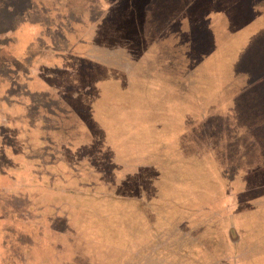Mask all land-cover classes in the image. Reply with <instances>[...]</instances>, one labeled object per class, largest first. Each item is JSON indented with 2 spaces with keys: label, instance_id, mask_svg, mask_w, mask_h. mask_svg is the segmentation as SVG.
Segmentation results:
<instances>
[{
  "label": "rangeland",
  "instance_id": "1",
  "mask_svg": "<svg viewBox=\"0 0 264 264\" xmlns=\"http://www.w3.org/2000/svg\"><path fill=\"white\" fill-rule=\"evenodd\" d=\"M102 1L67 0L54 13L48 0H0V63L16 53L14 37L1 32L18 23L17 11L39 19L40 52L76 45L64 54L63 83L54 85L67 94L69 114L50 106L48 131H21L31 110L14 118L21 109L4 105L0 114L3 128L13 129L4 131L6 155L31 157L26 145L44 151L57 140L70 145L60 149L66 164L48 169L65 176L31 185L39 195L11 187L2 200L0 264H264V33L241 47L250 14L241 6L225 37L209 35L212 20L201 16L217 0ZM176 13L189 19L171 20ZM73 26L71 36L60 34ZM164 33L183 43L180 50L169 43L162 54L146 51ZM163 59L175 67L163 70ZM182 86L184 96L169 98ZM224 172L235 176L232 184Z\"/></svg>",
  "mask_w": 264,
  "mask_h": 264
},
{
  "label": "crops",
  "instance_id": "2",
  "mask_svg": "<svg viewBox=\"0 0 264 264\" xmlns=\"http://www.w3.org/2000/svg\"><path fill=\"white\" fill-rule=\"evenodd\" d=\"M37 1L44 2V0H37ZM48 1L49 2L51 1L52 3V5L50 4V6L52 7L50 8V11L52 10V12L55 13L57 12L58 5L62 4L64 1H67V0H48ZM68 1L72 2V0H68ZM156 1L157 0H154V1L145 0L144 2L145 3H149V2L156 3ZM212 1L213 2H211V5L215 3L214 0ZM35 2L36 0H27V3L28 4L31 3V5H33ZM103 2L104 0L102 1V3ZM157 2H160V0ZM6 3H9V1H6ZM216 4L218 5L217 6L218 8H214L211 10L209 7H206L209 9H207V11H205L201 16L202 18H205V19L208 18L212 20L213 26H209L208 27L209 29L205 30V32L209 33V35H210V32H212L213 36L215 37V34H217L216 31H218L219 34L221 35L225 34L223 36L225 37L227 33L229 32L228 30H225L227 29V26H229L228 19L236 20L237 18H233L232 14L234 15L238 14L239 9H241V6L245 7V12H248L247 14L250 13L247 16V18H245L246 22H243L241 25V28H243L246 31L245 39L242 41L241 47L245 43H248V41L253 36H257L260 33H264V0H254L246 4L240 3V0H239V3H234L232 5L225 4L224 6H220V2L219 0H217ZM248 5L250 6L249 8H248ZM209 6H210V3H209ZM98 8L99 10L103 11L102 6L99 5ZM32 10H34V8H32ZM35 11L39 12L38 10H35ZM17 12L19 13L18 14L19 17H21L18 23L15 26L11 27V29L1 32V35L14 37L13 47L16 53H13L12 49L8 50L11 53L12 59H5L4 61L0 63V114L4 112H8V110L4 108V105H8L7 106L8 109H14V108L21 109L20 114L18 116L13 115L11 110L9 111V113H11L14 118L21 117L24 114L23 109L31 110L32 116L30 115V118L28 120L23 121L25 126H23V129L21 131H25V129L27 128H30V130H32L33 127L34 128L43 127L41 130L48 131V129H50L49 124H51L50 123L51 118L48 117L47 113H50L51 109H53L52 107H54V111L53 112L51 111V113L52 114L55 113L56 116H61V114H69L70 112V111L68 112L67 110H65L64 101L65 99H67V94L65 93L57 94L56 93L57 87L54 85L56 83H59V84L63 83V80L61 78L59 79L58 76L59 74L63 72V69L65 67L64 66L65 61L69 59L65 55L66 54L70 55V53L72 52L76 53V50L74 48L76 45H73L71 42L70 44L67 45L65 50L52 51L46 48L45 49L42 48L43 52H40L39 48H41V46L39 45V43H36V41H39L38 39L42 35L40 31L42 30V27H41L39 19L35 18V19H31L30 21L28 19V15L26 16L27 14L26 11H25L26 13L24 11H20V12L17 11ZM53 14H50L49 12V16L52 18H54ZM82 15L83 17L90 20L88 18V15L85 16V13H83ZM189 15H190L189 13L188 14L181 13L179 15H177L176 13L173 17H171V20H174V19L188 20ZM145 16H143V18H146ZM97 18H98V15L94 16V18H91L94 21L91 20L89 24V29H92V27H94V25L98 22ZM79 19H82V17H79L78 21H80ZM216 19H220L222 20V22L220 24H216ZM166 20H168V18H166ZM73 22L77 24L76 19L73 20ZM165 25H167V23ZM72 28L73 29H67L66 32L63 31V33L61 32L60 34L64 36L65 35L71 36L75 32L74 30L75 26H73ZM53 30L55 31L56 29H53ZM176 33H177V36L182 35L181 33H183V27L182 29L179 28V30L176 31ZM169 37L170 36L167 33L160 34L159 36L156 35L150 41V43L146 45V51L150 49L151 51H153L155 49L158 54L159 53L162 54L163 46L165 44L169 45V43L170 45H173V47H176L175 52L179 51L180 49L177 50V47L179 45L178 43L180 44H183V43L177 42V41L176 43H174L173 41H171V37L170 38ZM213 42L215 45H217L220 41H213ZM35 43L38 45H35ZM43 45H46V44H43ZM172 52L174 51L172 50ZM155 58L158 59V56L155 55ZM164 58H166V55ZM162 62L164 65V67L162 66L163 70L167 71V68L170 65L172 66L169 68L175 67V64L173 62L169 63L167 59H163ZM176 75H178L180 78V82L176 81V83L177 82L179 84L183 83L182 73L176 74ZM56 78H58V80ZM55 80L56 82H53ZM64 89H68V87H64ZM178 89L179 90L176 91L175 93L172 92L169 98L178 99L185 95L184 89L186 88L184 86L178 87ZM161 93L160 92L157 93L158 96H160ZM21 95L24 96L25 99H23ZM232 105L233 104L231 103V99L225 101V104L222 105L226 108L223 112L224 113L229 112L226 115L232 114L231 110L229 111ZM13 113H19V112L18 110H15V111L13 110ZM25 113L28 114V112H25ZM68 116H69V120L71 121L70 115ZM30 122L32 123L31 124L32 126L29 125ZM4 123H5L4 118L3 117L0 118V164L7 163L9 165H12L14 167V170L11 169V172H10V170L2 169V167L0 166V214L2 212L7 211V206L2 203V200L4 199L5 196H8L9 193H12L10 192L11 187L13 188L18 187L19 189L22 188V191L14 190V193L12 194L20 193V192L27 193V194H36L34 193L35 192L34 190H31V188H29L31 187V185L32 187L36 188L35 186H38V184L40 185L41 181H47L48 178H49V181H51L56 177L61 178L63 175L65 176V174H59L56 171L49 172L48 169L55 166V164L65 165L66 162L59 160V158L62 157L63 153H66L63 151L65 150L67 152L70 151L69 150L70 145L66 143V141L63 142L61 140H57L54 142L51 141L52 147L44 151H43V147L39 145L36 146L35 148H34V144L30 145L33 148L30 147L29 145H26L25 148L30 149L31 157H29L27 153H23L20 156L6 155L5 148L3 147V145H6L7 147V140H6L7 132H4V131L13 130V129L12 128L4 129L3 128ZM27 133H30V131ZM73 140H76V139H73ZM18 141L20 142L19 138L15 137L14 142L16 143ZM61 146H64L63 151L60 150ZM73 148L74 147H72V149ZM33 149H34V152H32ZM38 150H42V152ZM57 156L59 157L57 158ZM50 174L55 177L52 178ZM223 176H225L224 180L228 182V184L229 182L230 184H232L231 182L234 181L235 179V176L233 175L228 176V173L225 174V172ZM40 187H43V186H40ZM227 191L226 193H228ZM44 193H48V192L44 191ZM36 195H39V194H36ZM231 195H234V194H231ZM228 202H231V201H228ZM229 212L231 213L233 211L228 210V213ZM5 219H7L6 214H5ZM23 221L24 220H22L21 222ZM3 224H5V222ZM1 254L2 252H0V255Z\"/></svg>",
  "mask_w": 264,
  "mask_h": 264
},
{
  "label": "trees",
  "instance_id": "3",
  "mask_svg": "<svg viewBox=\"0 0 264 264\" xmlns=\"http://www.w3.org/2000/svg\"><path fill=\"white\" fill-rule=\"evenodd\" d=\"M10 59H12V57L10 58ZM62 192H63V190H61ZM10 219V217H8L7 216V219H6V221H8ZM10 221H13V220H10ZM25 221V220H24ZM18 222V221H17ZM21 223V222H20ZM23 223H25V222H23ZM6 224V223H5ZM9 224V223H8ZM7 232H8V230L6 229V232H5V235H7ZM7 247V246H6Z\"/></svg>",
  "mask_w": 264,
  "mask_h": 264
}]
</instances>
